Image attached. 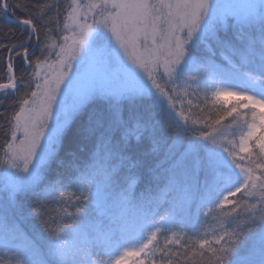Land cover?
Returning <instances> with one entry per match:
<instances>
[{"label": "snow or ice", "instance_id": "obj_1", "mask_svg": "<svg viewBox=\"0 0 264 264\" xmlns=\"http://www.w3.org/2000/svg\"><path fill=\"white\" fill-rule=\"evenodd\" d=\"M0 18V264H264V0Z\"/></svg>", "mask_w": 264, "mask_h": 264}, {"label": "trees", "instance_id": "obj_2", "mask_svg": "<svg viewBox=\"0 0 264 264\" xmlns=\"http://www.w3.org/2000/svg\"><path fill=\"white\" fill-rule=\"evenodd\" d=\"M17 15H20V13L18 12ZM14 27L13 24L7 23L4 19L0 18V28H11ZM3 55L4 54H0V77L3 76ZM0 82H3L2 80H0ZM229 101H234L235 98L234 97H228ZM3 135L0 134V143L3 142Z\"/></svg>", "mask_w": 264, "mask_h": 264}, {"label": "rangeland", "instance_id": "obj_3", "mask_svg": "<svg viewBox=\"0 0 264 264\" xmlns=\"http://www.w3.org/2000/svg\"><path fill=\"white\" fill-rule=\"evenodd\" d=\"M126 264H127V262H126Z\"/></svg>", "mask_w": 264, "mask_h": 264}]
</instances>
